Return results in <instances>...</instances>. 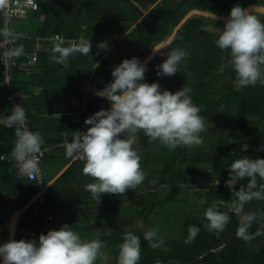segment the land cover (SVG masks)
Wrapping results in <instances>:
<instances>
[{
	"label": "trees",
	"instance_id": "trees-1",
	"mask_svg": "<svg viewBox=\"0 0 264 264\" xmlns=\"http://www.w3.org/2000/svg\"><path fill=\"white\" fill-rule=\"evenodd\" d=\"M135 1L139 0H118L117 13L108 15L101 20L97 19L95 15L98 10L102 9L105 2L110 1L79 0V6L55 2V15L46 20L43 28L39 31L40 35H59L66 39H74L77 43L82 38L90 40L92 45L89 55L78 54L75 58L69 59L67 66L59 64L55 69L56 73L60 72L59 79L57 78L58 86L54 87L48 95L50 94L52 98L59 97L60 100L65 101L64 106L67 111L61 109L59 112H76L85 108L88 113L94 115L101 111L103 106L110 105L107 99L97 96L96 93L102 91L112 82L111 73L114 68L125 59L130 60L135 57L140 62L144 61L157 44L170 37L174 28L189 11L200 9L229 16L231 9L237 5L244 9L254 3L264 6V0H180L173 5H169V0H162L161 12L155 10L160 4L158 3L155 8L143 16ZM155 1L157 0H152V3ZM256 16L264 22V15ZM129 23L136 25L129 33L125 34L121 25ZM225 23L198 15L191 17L180 28L170 47L192 46L194 52L181 61L180 71H177L175 75L158 77L157 67L167 59L166 54L170 52L165 50L166 47L161 49L154 59L146 65L147 71L143 83L149 85L154 82L158 83L161 91L168 90L173 94L185 86L190 88L189 95L192 102L201 109L199 115L205 122L211 119L223 105L235 106L237 111L236 124L232 128L234 139L228 141L217 152L218 156L223 158V166L218 171L203 175V178L207 180L205 185L207 188L201 193L205 208L211 207L215 202L216 210L217 207L221 206L218 211L229 215V223L223 231H210L205 227L207 223L205 218L188 219L182 246L176 248L177 253L173 256L187 264H264V205L261 207L257 204H246L245 214L256 213V219L247 230L248 234L254 238L248 241L237 235L238 220L236 214L229 213L226 209L235 199L232 193L241 188L245 189L249 179L239 180L238 186L234 188L214 183L217 179L222 183L227 181L230 175L229 166L235 160L245 157L253 159L258 156L251 149L242 151L237 148L238 146L264 142V87L257 84L254 87L237 89L234 86L235 73L231 68L225 66L227 53L222 52L215 45L217 37L214 28L223 31ZM107 35H113L109 44L104 41ZM101 43L106 44V49L98 47ZM31 45L27 44L24 50H30ZM108 48H111L109 52H107ZM94 61H99V67H94ZM222 67L224 68L223 72H221ZM79 69L93 70L94 72L93 75H84L78 71ZM36 72L37 70L31 74L19 73L13 84L15 96L20 98L28 109L30 107L25 103V92L29 84H40L36 80ZM26 79L28 82L25 81ZM1 82L2 74L0 71V84ZM88 83L96 90H85L84 87ZM0 95H2L0 104H5L6 91L3 88L0 89ZM213 96H218V98L212 99ZM29 115L30 113H28V119ZM86 115L87 113L82 112L84 118ZM79 125L80 123H73L69 120L68 130H70V134L65 141H69L73 137ZM244 130L257 136H246ZM15 139L16 137L11 131L0 130V206L5 205L7 198H9V207L12 211L21 209L34 193L40 190L36 182L27 180L15 169L16 162L11 156L15 145L12 141ZM138 142L144 150L141 168L146 174H149L147 165L150 162H157L162 165L159 171L162 175L160 183L175 184L184 177V174L185 176L187 174V177L193 174V170L184 171L178 166L180 159L186 156H190L194 162L204 159L200 155H187V148L185 147H178L169 151L159 141L149 143V139L142 132L138 133ZM4 154L10 156L11 160L3 159L2 155ZM80 164H83L80 160L74 163L44 197L46 199L51 198L58 186L69 178L73 168ZM258 181L264 183L259 178ZM136 196H140V194ZM149 196H151V205L150 207H143L145 216L152 212L158 203L155 193L151 192ZM112 197H115V194ZM130 198L131 196H125L123 201ZM221 201L222 203H220ZM38 207V203L33 204L21 216L20 222V227L29 229L32 234H37L38 239L18 233L14 241L35 240L38 243L39 236L47 234L44 218L42 215L35 214V209ZM192 226L197 227L199 232L190 243H185L190 235L189 228ZM257 232L260 235H255ZM136 236L140 238V248H142L140 262L146 264H164L166 262L168 257L157 258L152 255L150 244L144 239V233H138ZM6 238L5 234L3 237L0 235V246L6 243ZM220 247L223 248L217 251V248ZM206 250L207 252L201 257L200 254ZM0 264H3L1 258Z\"/></svg>",
	"mask_w": 264,
	"mask_h": 264
},
{
	"label": "clouds",
	"instance_id": "clouds-1",
	"mask_svg": "<svg viewBox=\"0 0 264 264\" xmlns=\"http://www.w3.org/2000/svg\"><path fill=\"white\" fill-rule=\"evenodd\" d=\"M5 6L6 0H0V8ZM33 6L37 8L35 3ZM214 32L216 47L227 53L225 66L235 73L234 86L237 89L257 84L264 87V22L237 5L231 9L223 31L214 28ZM91 47L90 40L84 39L68 47L56 44L51 59L67 66L70 57L89 55ZM98 47L106 49V44L101 43ZM161 47L156 45L153 53L160 52ZM23 54V45L5 53L10 58H19ZM188 55L181 49L168 52L167 59L157 67V76L175 75L180 71L181 61ZM95 66L99 67L98 64ZM223 70L222 67L221 72ZM146 71V66L135 57L116 66L111 73L112 82L96 93L110 102V109L98 111L86 119L85 125L90 126L86 133L76 132L73 140L65 144L66 155L82 161L83 174L94 181L87 184L85 190L98 201L104 194L121 196L129 190L135 191L144 182L146 173L141 168V156L133 148L138 133L142 132L149 143L159 141L169 151L204 144L201 133L205 131V121L199 115L201 109L192 102L191 89L185 86L174 94L168 90L161 91L158 83L149 85L141 82ZM36 91L39 94L40 90ZM26 119L24 108L18 105L10 116L0 117V125L15 129L16 142L11 156L21 175L31 178L37 169L44 141L39 132L27 130ZM229 174L227 183L235 184L248 178L247 187L252 189L258 178L264 181V159H237L229 166ZM232 195L235 199L229 211L239 215L246 203L253 199L264 200V184L260 185L259 191L241 188ZM204 217L207 221L205 227L210 231H223L230 220L227 213L216 210L215 202L207 208ZM255 219V212L243 215L237 233L240 238L245 241L254 238L247 230ZM198 232L197 227H190L185 243H190ZM104 233L110 235L111 231ZM144 239L153 249L163 244L156 229L146 230ZM140 255V238L131 232L126 233L119 245L116 264H139ZM0 258L3 264H97L98 260L101 264H108L111 259L103 242L83 240L68 225L50 230L46 235L41 234L38 243L35 240L4 243L0 246Z\"/></svg>",
	"mask_w": 264,
	"mask_h": 264
},
{
	"label": "crops",
	"instance_id": "crops-1",
	"mask_svg": "<svg viewBox=\"0 0 264 264\" xmlns=\"http://www.w3.org/2000/svg\"><path fill=\"white\" fill-rule=\"evenodd\" d=\"M55 2L56 0H41V8L39 11L30 12L24 19L14 21L13 27L18 38V42L14 44L13 48L19 47L20 45H23L25 48L27 44H32L31 42L24 40V37L28 35L48 36L40 35L39 31L43 28L46 20L50 18V14L52 13ZM41 17H44V19L41 20ZM61 46L68 47L66 45ZM109 50L110 49L107 51ZM77 55L78 54H76L74 57H70L69 59H73ZM51 56L52 51L42 53L40 55L42 66L36 72V80L40 84H29L25 92V103H27L30 109L34 111L30 112L29 119L33 125L34 132H39L43 138L44 143L41 147L45 149V157L47 158L49 153H53L59 157L62 156L67 158L65 162H58L50 165H47L44 160L47 183L54 179L63 169V167L73 159V157H68L66 155L65 147L66 142H71L75 136L74 134L69 141H65L67 136L70 134V130H68L69 120H71L73 123H80L76 132L83 134L86 133L87 128L90 127L85 125L84 121L92 116V114L88 113L85 108L82 111L76 112H59L61 109L62 111H67L64 106L65 101L60 100L59 97L52 98L50 97V94L48 95V93H50L54 87L58 86L57 78L59 79L60 76V72L56 73L55 70L59 64L54 62L51 59ZM99 61H94V67L95 64L99 63ZM78 71L83 74L87 73V75H93L94 72L93 70L88 71L85 69H79ZM25 81L28 82V79ZM92 88L93 87L89 83L84 87L85 90H90ZM0 89H2L1 84ZM37 89L40 90L39 94H37ZM94 90H96V88ZM1 97L2 95H0V98ZM82 112L87 113L85 118L82 116ZM79 166L84 167V164H80ZM77 168L80 169V167ZM74 172L75 170L70 174L69 178H67L62 184L58 186L55 194L51 198L46 199L44 197L48 193V190L37 200L36 203L39 204V207L35 209V214L42 215L44 218L46 223V231L48 228L51 230H59L62 226L68 225L72 228V230L76 231L83 240H100L106 245V250L109 252L111 257V259L108 261V264H116V259L118 257L117 251L119 250V245L123 242V237L126 234V231L123 230V226H129L130 224L132 227L134 224L133 219L137 217L139 210L138 208H134L133 210L129 208L126 211H123V197H120L119 195L112 197V195L104 194L101 196L100 201L94 199L90 193L85 190V186L87 184L93 183L94 181L90 177L85 176L80 170L78 171V174L74 175ZM60 178L53 185H55L60 180ZM25 191H27V189H25ZM38 191L36 193H38ZM196 192H198V194L195 195H198L197 198H200V190ZM36 193H34V195H36ZM192 195L193 194L189 196V199L185 204V211L187 212L183 213L184 220H182L184 221V224L179 223V226H182L183 224V234L181 239H179L180 243L173 248H179L182 246L181 244L188 219L205 218L204 213L207 208H205L203 205L202 197L201 199L197 200L198 203L194 206V208L189 210V207L192 206V200L194 198V195ZM8 199L9 198H7L5 205L0 206V235L1 237H3L4 234L7 236L6 242L9 236L7 226L9 219L14 212L10 210ZM158 212L159 211L156 212L157 215H153V212H151V218H159ZM49 214L54 216V220L51 222H48L46 219ZM172 214H175V212H172ZM20 222L21 217L18 222L17 234L22 233L24 235L31 236L33 239H38L37 234H32L29 229L20 227ZM164 223L170 225L172 224L170 222ZM174 224L177 223L174 222ZM109 230L111 231L110 235L104 233ZM138 233V231H135L133 234L137 235ZM159 238L164 239L163 236ZM173 248H170V250ZM222 248L223 247H220L219 249ZM206 252L207 250L202 252L200 256L202 257ZM167 257L168 258L164 264H187L173 255ZM97 264H101V262L98 260Z\"/></svg>",
	"mask_w": 264,
	"mask_h": 264
},
{
	"label": "rangeland",
	"instance_id": "rangeland-1",
	"mask_svg": "<svg viewBox=\"0 0 264 264\" xmlns=\"http://www.w3.org/2000/svg\"><path fill=\"white\" fill-rule=\"evenodd\" d=\"M56 1L59 3L60 2L67 4L69 3L74 6L80 5L78 3L79 0H56ZM107 1L110 2L108 3L105 2L103 4L102 9L97 11L95 15L97 19L101 20L107 17L108 15H115L117 13L118 0H107ZM178 1L180 0H169V5H173L175 2ZM135 3L141 9L143 16L146 15L153 8H155L158 3L160 4H158L155 10L158 12L162 11V6H163L162 0H157L154 3H152V0H139V1H135ZM54 15L55 12L53 7L52 13L50 14V18L54 17ZM135 25L136 24L133 23H129L127 25H121V29L125 34H127L135 27ZM111 37H113V35H107L104 38L106 44L111 43L112 41ZM173 49H181L189 54L194 52V48L192 46H187V45L181 46L180 48H172L169 45L165 48L166 51H171ZM85 75H87V73ZM217 98L218 96H213L212 99H217ZM110 107L111 105H105L101 108V110H108L110 109ZM236 117H237V111L235 106L223 105L211 119L205 122V131L201 133V135L204 137V144H203L204 146L202 145L199 147H192L190 149L187 148L186 151L187 155H197V156L200 155L204 159H202V161L194 162L192 161L190 156H186L178 161V166L184 171L189 169L193 170V174H190L191 176L187 177V174L186 176L184 174V177L179 179V181H177V183L175 184L160 183V179L162 175L159 171L161 170L162 165L158 164L157 162L156 163L150 162L147 165L149 174H146V178L144 182L140 186H138L135 189V191L129 190L125 194L120 196V197L132 196L130 199H126L123 201L122 203L123 211H126L129 208L132 210L134 208H138L139 210L137 213V217L133 219L134 224L132 225V227L130 226V224L129 226H125V225L123 226V230L126 231L125 233H129V232L134 233L135 231H138L139 233H145L146 230L156 229L158 233V239L163 240V244L161 245L164 246H160L153 250L151 248V253L153 256H156L157 258H161L163 256L164 257L170 255L175 256V254L177 253L176 250H174L176 248L173 247L179 245L180 243L179 239H181L183 234V224H184L183 213L187 212L185 211V204L187 203L189 196L193 194L194 198L192 200V206L189 204L188 205L191 206L189 207V210L194 208V206L198 203L197 200L201 199L202 197L201 193L206 190L205 188H207V186H205L207 184V180L203 178V175L207 173H212L213 171L216 170L218 171V169H220L223 166V158L219 157L217 152L218 149L223 147L225 144H227L228 141H232L234 139L232 135V128L236 124ZM244 132L246 136L256 135L251 133L249 134V132H247L246 130H244ZM133 148L138 152L141 158H143L144 150L141 147L138 140L137 143L133 145ZM66 160L67 158H64L62 156L59 157L56 154L49 153L47 155V158L45 159V163L47 165H50L58 162H65ZM77 167H80V169ZM82 167L83 166H79V165L75 166L72 170V172L75 170L74 175L78 174L79 170L83 172ZM199 190H200L199 194L201 195V197L197 198L198 195L195 194H198V192L196 191ZM151 192L155 193L158 199V203L152 212L153 215L154 214L157 215L156 212L159 211L158 212L159 218H153V217L151 218V212L147 216H145L143 213V207H150L151 205V196H149V193ZM138 194H140V196H136ZM172 212L173 213L175 212V214H172ZM164 222L167 223L170 222L172 224L170 225ZM174 222H176L177 224H174ZM179 223H183L182 226H179ZM162 236L164 237V239L159 238ZM168 245H173V246H168ZM170 248L173 249L170 250ZM211 249L215 250L214 248ZM217 249H218L217 251L221 250L219 248ZM118 253L119 250L117 251V254ZM139 264H146V263L139 261Z\"/></svg>",
	"mask_w": 264,
	"mask_h": 264
},
{
	"label": "built area",
	"instance_id": "built-area-1",
	"mask_svg": "<svg viewBox=\"0 0 264 264\" xmlns=\"http://www.w3.org/2000/svg\"><path fill=\"white\" fill-rule=\"evenodd\" d=\"M34 3L37 5V8L33 6ZM40 8H41V0H6V6L0 8V19H1L0 71L2 74L1 87L6 91V103L0 104V117L10 116L13 108L15 106L21 105L24 108L27 117L25 127L27 128V130L31 132H34V130L32 124L28 119V113L34 111L32 109H28L25 106V104L22 102V100L17 96H15L14 94L13 84L18 74L19 73L31 74L32 72L38 70L42 66L40 55L42 53H47L52 51V49L56 44L70 46L72 43H76V40L74 39H66L59 35H48V36L28 35L24 37V40L25 41L27 40L32 43L30 50H24V54L21 55L19 58H10L6 56L5 53L10 49H13L14 44L18 42V38L16 36L13 27L14 21L24 19L28 15V13L39 11ZM0 130L3 131L9 130L12 133H14L15 129L5 128L3 125H0ZM12 142L15 144L16 139L13 140ZM237 148H240L242 151L251 149L253 152H256L258 156L253 158V160L264 159V150H262V148H264V142L251 144V145L248 144L242 147L238 146ZM41 152L42 154L38 156L37 169L34 175L31 178H29L28 176H24V177L29 181L36 182L39 185L40 189H43L47 184V176L44 165L45 149L42 147H41ZM2 158L9 161L11 160V157L6 154L2 155ZM15 169L19 171L17 164H15ZM217 181H219L218 184ZM227 181L222 183L220 180L217 179L215 180L214 183L216 185L223 184L225 187H229V188H234L239 184V181H237L235 184H229L227 183ZM248 184L249 182L245 185V190L259 191L260 185L264 183H259L257 179L256 186L252 189H248L247 187ZM248 203L257 204L262 207L264 205V200L253 199ZM246 204L244 205L243 211L239 215L235 213L238 220V230L242 223V217L245 214ZM229 206L226 207L227 211L229 213H234L229 211ZM219 209H221V206L217 207V210ZM46 219L48 222H51L54 220V216L49 214L46 217ZM50 230H51L50 228L47 229L48 232Z\"/></svg>",
	"mask_w": 264,
	"mask_h": 264
},
{
	"label": "water",
	"instance_id": "water-1",
	"mask_svg": "<svg viewBox=\"0 0 264 264\" xmlns=\"http://www.w3.org/2000/svg\"><path fill=\"white\" fill-rule=\"evenodd\" d=\"M257 8L258 10H260L262 13H264V6L260 5V4H250L248 5L245 10L251 14L252 11ZM198 15V16H202V17H207V18H211L217 21H223V22H227V19L229 16H225V15H221L218 13H214V12H210V11H205V10H200V9H193L191 11H189L183 18L182 20L177 24V26L174 28V30L172 31L170 37L159 43V45H161V49H164L165 47L169 46L172 44V42L174 41L178 31L180 30V28L193 16ZM158 45V44H157ZM156 47V46H155ZM155 49V48H154ZM157 53H153V51L149 54V56L141 62L142 65L146 66L148 65L156 56ZM78 161V159L73 158L69 163H67L63 169L58 173V175L52 179L51 181H49L46 186L43 189H40L38 191V193H36V195H34L21 209L16 210L13 212V214L11 215L10 219H9V223H8V231H9V236L7 239V242L10 241H14L15 237L17 235V227H18V222L20 217L34 204L37 202V200L42 197L51 187L52 185L63 175L65 174V172L76 162ZM6 242V243H7ZM1 261L3 262V259L1 258Z\"/></svg>",
	"mask_w": 264,
	"mask_h": 264
},
{
	"label": "bare ground",
	"instance_id": "bare-ground-1",
	"mask_svg": "<svg viewBox=\"0 0 264 264\" xmlns=\"http://www.w3.org/2000/svg\"><path fill=\"white\" fill-rule=\"evenodd\" d=\"M253 14L255 15H264V13H262L260 10H258L257 8H255L253 11H252ZM251 13V14H252Z\"/></svg>",
	"mask_w": 264,
	"mask_h": 264
},
{
	"label": "flooded vegetation",
	"instance_id": "flooded-vegetation-1",
	"mask_svg": "<svg viewBox=\"0 0 264 264\" xmlns=\"http://www.w3.org/2000/svg\"><path fill=\"white\" fill-rule=\"evenodd\" d=\"M81 39H82V38H81ZM81 39H80V40H81ZM108 49H110V48H108ZM108 49H107V50H108ZM110 50H111V49H110ZM110 50H109V51H110ZM109 51H107V52H109Z\"/></svg>",
	"mask_w": 264,
	"mask_h": 264
}]
</instances>
